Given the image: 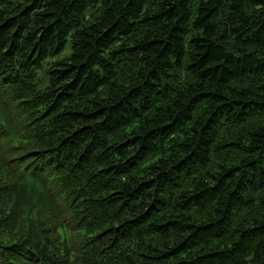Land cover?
Returning a JSON list of instances; mask_svg holds the SVG:
<instances>
[{
	"label": "trees",
	"instance_id": "trees-1",
	"mask_svg": "<svg viewBox=\"0 0 264 264\" xmlns=\"http://www.w3.org/2000/svg\"><path fill=\"white\" fill-rule=\"evenodd\" d=\"M0 264H264V0H0Z\"/></svg>",
	"mask_w": 264,
	"mask_h": 264
}]
</instances>
